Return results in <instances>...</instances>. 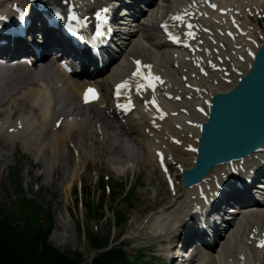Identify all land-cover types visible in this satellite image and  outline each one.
Segmentation results:
<instances>
[{
    "label": "rangeland",
    "instance_id": "obj_1",
    "mask_svg": "<svg viewBox=\"0 0 264 264\" xmlns=\"http://www.w3.org/2000/svg\"><path fill=\"white\" fill-rule=\"evenodd\" d=\"M122 139L129 142L128 139L126 138H118L116 139V142H121ZM130 144L132 145L131 147H132L134 156L140 155L141 154L140 149L136 147L133 143H130ZM127 147L129 148L128 144H127ZM115 151L113 153L111 152L112 153L111 155H113L112 158L118 159L117 156H114V154H116ZM94 153L95 154L90 156V154L87 151V154L85 156L88 157V160L91 158L92 159L88 162H86L87 160H81L79 164H77V161L75 163L71 156L69 158H64L63 164L66 165V168L65 167H63V169L61 167L59 168V172H60L59 180L61 181V184H59V186L57 187H60L61 189H64V190L66 189L68 192V186H67L68 182L70 181L75 182V178L80 177L85 187L84 194L87 196V199H90V201L92 202V205L96 206L97 204L101 203V201L103 200V195H104L103 189L101 188L100 180L98 183L96 182L97 178L98 177L101 178L105 174H108L109 177L111 178L109 181L110 186L111 187L114 186V190L116 192L118 193L122 192L123 189L120 185L121 183H119V180L117 179L118 178L123 179V177H121L120 174H123L125 168L122 167L121 165H123V163L129 160H126L123 163H121L120 161L119 163L120 159H118L117 162L119 164L115 165L114 167L111 164V162L109 164L108 161H105L102 164L100 163V158L98 155V153H100L99 149H96ZM94 155L97 156V158H95ZM28 164L30 163H24L21 169L20 175H21L22 180L23 178L25 180H28V178L26 177V171L28 170ZM108 164L109 166L107 167ZM98 168H100V171L97 172L96 170ZM114 168H116L117 170L120 169L121 173L120 174L116 173L117 175H119V177L115 174L116 171ZM66 171H67V174L65 173ZM139 171L143 172V174L138 180L142 182V186L138 189L137 195L132 200H130V206L126 204V202L122 199L123 198L122 196L114 197L113 195H110L109 199L105 198V204L107 205V207L111 206L116 210H123L125 213V217L127 218L126 223L121 226L120 230L117 231L116 238L139 228L141 221L146 218L147 212L151 210H156L160 206V201H162V203L164 204L168 203L169 201V195L166 193L165 189L163 188L161 181L158 178H156L155 175L149 169H147V167H144L143 163H140ZM11 173L12 171L10 172L9 175H11ZM37 173L34 172L33 175H36ZM63 176H65L66 180L69 179L67 183L63 179H61ZM5 177H6V170L3 174H1V171H0V201L6 204L7 206H9L12 210L17 211V207H18L17 196L14 194L15 190L17 189L14 188L13 184L8 183V179ZM35 179L39 182V185L41 186L44 183V180H46V176L42 178V181H41V178H38V177H35ZM65 183L67 185H65ZM64 185H65V188H64ZM34 191H35V186L32 185L31 189H29V192L27 194L30 193L32 196H39L44 199L46 197L51 196L48 193V191L46 192V188L45 190L44 189L40 190L38 194H35ZM69 198L70 200H68V203L70 206L66 204L67 209L64 210L65 203H62V208H61L62 211L60 212L62 217L64 218L63 224H64L65 231L55 226V232L51 239V242L55 246L59 247L61 250L66 251V252H69L70 247L77 242L80 248L82 249L81 251L87 257L90 255L91 251L87 246L86 247L84 246V241L81 240L80 235L77 234L78 228H77L76 218L74 216L77 210L73 202L74 201L73 197L71 196ZM146 207L147 209L145 210ZM101 208L102 209L100 210L102 212V215L104 213H107L106 210H103V207ZM88 224L89 226H92L91 221H89ZM99 225L102 226V224H99ZM109 227L111 228L113 227V221L110 222V219L108 220V225L105 228V230H108ZM142 232L144 233L147 232V229L143 230ZM60 237H62L61 240H59ZM66 237L69 238L68 241H65ZM64 243H66V245H63ZM139 247L140 246L133 248L131 246H125V248L128 250L130 254H135L136 250L139 249ZM161 250L162 249L160 245H157L155 248L156 253L161 254ZM148 254L149 252H147V255ZM157 262L159 263L160 259L153 260L152 264H157Z\"/></svg>",
    "mask_w": 264,
    "mask_h": 264
},
{
    "label": "bare ground",
    "instance_id": "obj_2",
    "mask_svg": "<svg viewBox=\"0 0 264 264\" xmlns=\"http://www.w3.org/2000/svg\"><path fill=\"white\" fill-rule=\"evenodd\" d=\"M149 40H150V37L148 34H146V28H145V31H144L143 35L138 39V42H135V44L132 45L130 53L137 54L138 56H145V53H144L146 51L145 44L148 43ZM251 42H253V41H251ZM255 44H256V42H254V45ZM250 45H252V44H250ZM252 51H254L253 45H252ZM170 61H171V58L169 56L165 55L163 58L160 59V63H158L157 65L159 68H161V67L168 68V70H169L168 74H170V73L176 74L177 71L174 70L171 72V70H170V67H171ZM60 75L64 78L65 82L68 85L69 90L71 91V93L73 95L75 93H78L80 91V89L83 88L85 85V83L79 82L77 79H74L71 76L66 75L61 71H60ZM115 77H116V73H112L110 76H107L106 78H104L100 81L102 84V87L105 91H106V88L109 84V81L111 79L114 80ZM31 91L33 92L35 102H38L40 96H43V93L46 92V88H35V89H31ZM209 91L212 94L215 90L209 89ZM105 96L106 95L104 94V100H106ZM205 98L209 99L210 95L209 94L205 95ZM202 102H204V99L202 100ZM16 104L21 109L25 106V103H22V101H19V100H17V101L9 100L7 102L8 107H14V106H16ZM9 116H10V114L8 115V118H9ZM51 117H52L51 112H48L47 121L50 120ZM201 119L202 118H199L197 116L195 121L200 123ZM186 120L192 121V117H188V118L180 121V124L183 128L182 132H184L185 139L187 140V142L192 144V140L194 141L198 135H193L192 139L189 138V135L192 132L197 131V129L192 127V126L186 125L185 124ZM0 123L3 124L4 122H0ZM6 124L9 126V122H6ZM67 126H69V124L65 123L64 129ZM136 127H139V126L137 124L133 125V129H135ZM143 134L133 133V135H135V137L137 138L138 144L140 145V149H141L140 151H142L140 155L134 156L133 152L129 151L126 148L127 147L126 143L124 141H122L119 145H117V150L115 151L116 152L115 156H117L118 159L120 158L122 161L136 158L137 162H139V163L142 162L145 164V166L150 165L151 167H154L155 166L154 156L151 152L152 145L149 144V140L147 139L146 135L144 134L145 135L144 136ZM71 138L77 139L80 142L79 148L82 152V157L80 156V158L78 159L79 162L81 160H88V157H83V156H85L84 154L87 153L85 151L88 150L90 152H93L94 151L93 148L96 146V144L91 143V139L95 141V139L92 138V135H89L88 132H85L83 127L81 126V128L74 131V133L71 135ZM60 142H66V135L63 134V131L57 132V134L55 135L54 146L57 149V151L61 147ZM109 145H110V143L105 144V154L109 155L108 159L110 160V162L117 163L118 159H116V158L113 159L112 155L109 154V150H108ZM111 146H112V144L110 145V147ZM57 154L59 155V153H57ZM90 156H91V154H90ZM183 160L189 161V158L183 157ZM174 209H175V207L171 206V207H168L166 209H163L158 215H156V217L151 220L150 227L148 228V232L146 234H144L143 238L140 236H132V237L130 236L129 238H134L135 241L141 242L142 240L145 241V240H151V239H161V238H164L165 235L172 234L173 231H179L180 230L179 226H181V221L179 219L175 218V216L177 215V212L174 211ZM256 210L260 211V213H258V214L255 213L254 215L248 216L246 218L245 223H243V227L238 228L237 230L236 229L234 230L233 235L235 237H237V239H239L241 236H239V233H236V232L242 231L246 227L245 225L248 222L252 221L254 223L260 222V223L264 224V206L259 205L253 211H256ZM61 229L63 230L64 227H61ZM66 238H68V237H66ZM229 239H231V237H229L228 240ZM227 245H228V242H225L224 246H227ZM207 258H208V256H207ZM209 261H210V264H213L212 260H209Z\"/></svg>",
    "mask_w": 264,
    "mask_h": 264
},
{
    "label": "trees",
    "instance_id": "obj_3",
    "mask_svg": "<svg viewBox=\"0 0 264 264\" xmlns=\"http://www.w3.org/2000/svg\"><path fill=\"white\" fill-rule=\"evenodd\" d=\"M25 246L18 227L0 210V264H71L68 257L49 245L43 246L33 258L27 255ZM99 264H119V261L108 256Z\"/></svg>",
    "mask_w": 264,
    "mask_h": 264
},
{
    "label": "snow or ice",
    "instance_id": "obj_4",
    "mask_svg": "<svg viewBox=\"0 0 264 264\" xmlns=\"http://www.w3.org/2000/svg\"><path fill=\"white\" fill-rule=\"evenodd\" d=\"M213 6H214V5H213ZM108 11H109V10H108V8H106V7L101 8L100 11H98V12L96 13L97 18L106 21V19H107V15H106V14H107ZM56 15H57V16H60V13L57 12ZM71 18H72V20H74V21H79V19H80L79 17H77V16L75 15V13L72 14V17H71ZM177 19H180V17H177ZM188 27L191 28L192 25L189 24ZM101 34H102V33H101ZM189 35H191V33H189ZM172 38H173V39H177L176 37H172ZM136 63L139 65L140 62L137 61ZM147 67L150 68V66H147ZM133 75H140V69L138 68L137 71L133 73ZM145 79H148V77L146 76ZM158 79H159L158 77H152V78L148 81L149 86H153V87H154V85H152L151 80H158ZM123 86H124V85H117V89L119 90V89H120L121 87H123ZM88 91L94 93V90H92V89H89ZM87 98H88V97H87V94H86V99H87ZM259 243H260V246H261V247H264V240H261Z\"/></svg>",
    "mask_w": 264,
    "mask_h": 264
},
{
    "label": "water",
    "instance_id": "obj_5",
    "mask_svg": "<svg viewBox=\"0 0 264 264\" xmlns=\"http://www.w3.org/2000/svg\"><path fill=\"white\" fill-rule=\"evenodd\" d=\"M259 93H261V88L259 86H257V87H249L248 96H246V97H249V95H256V94H259Z\"/></svg>",
    "mask_w": 264,
    "mask_h": 264
}]
</instances>
